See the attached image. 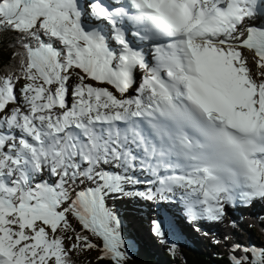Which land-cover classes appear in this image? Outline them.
<instances>
[{
  "label": "snow or ice",
  "instance_id": "1",
  "mask_svg": "<svg viewBox=\"0 0 264 264\" xmlns=\"http://www.w3.org/2000/svg\"><path fill=\"white\" fill-rule=\"evenodd\" d=\"M121 200L264 201V0H0V264H127Z\"/></svg>",
  "mask_w": 264,
  "mask_h": 264
},
{
  "label": "rangeland",
  "instance_id": "2",
  "mask_svg": "<svg viewBox=\"0 0 264 264\" xmlns=\"http://www.w3.org/2000/svg\"><path fill=\"white\" fill-rule=\"evenodd\" d=\"M145 202L147 201L121 200L117 202V208L125 218V221L128 220L132 226L138 230L139 235L148 242L151 249H157L158 251L163 252L170 247V238L175 233L172 229L165 226L166 242H161L160 238L154 235L151 231V221L158 218V216H168L169 218L174 217L176 225L178 226L175 231L181 233L186 239L189 238L194 241V243L203 251L208 250L211 253L228 254L229 248L225 245L224 241L226 236L229 237L227 245H231L233 242H239L245 245L251 244V242L255 243L257 246L264 245V228L262 229L260 226L257 227V225L264 227V201H255L249 207H238L239 213H241V216L244 218L243 223L236 220L239 213L233 215L232 213H235V210H233L234 208H228L227 216L229 217L227 218L229 223L230 221L235 220L237 226L233 231L225 228L229 225L228 223H218V225L220 224L222 227V230L219 232H217L215 223L210 226L207 225L208 223L206 222H201L199 224V231H195L191 224L186 223L183 219H178L180 211L179 208L175 209L176 205L174 204L157 206L155 203ZM140 209L144 211L138 214L137 210ZM252 209L254 211L250 212ZM155 210L156 212L152 213ZM231 215L233 216L231 217ZM224 218H226V216ZM248 236L249 239L247 241ZM214 239L219 240L220 243H213Z\"/></svg>",
  "mask_w": 264,
  "mask_h": 264
},
{
  "label": "trees",
  "instance_id": "3",
  "mask_svg": "<svg viewBox=\"0 0 264 264\" xmlns=\"http://www.w3.org/2000/svg\"><path fill=\"white\" fill-rule=\"evenodd\" d=\"M125 236L134 241L131 259L127 261V264H228L227 253L216 254L208 250L203 251L195 243L186 240L180 233L175 232L172 235L170 247L163 252L151 249L148 242L139 235L138 230L128 220L125 221ZM173 243L176 245L174 253L170 251ZM96 255L95 251L89 252L80 257L78 264H87L89 259L93 264H97L94 259Z\"/></svg>",
  "mask_w": 264,
  "mask_h": 264
},
{
  "label": "bare ground",
  "instance_id": "4",
  "mask_svg": "<svg viewBox=\"0 0 264 264\" xmlns=\"http://www.w3.org/2000/svg\"><path fill=\"white\" fill-rule=\"evenodd\" d=\"M176 208L178 209L177 206L175 207V209H176ZM233 210H235V213H232L233 215H237V214L239 213V208H238V207L234 208ZM179 213H180V212H179ZM243 213H244V212H243ZM229 214H230V213H229ZM233 215H231V217H232ZM237 216H238V218H237L236 220H238L239 222H242V223H243V222H244V218H243V216H241V213H239ZM227 217H229V216L226 215V218L223 219V223H228V224H229V220H228ZM178 219H179V220L183 219V218L181 217L180 214L178 215ZM211 224H214V223H208L207 225H210V226H211ZM215 227H216V229H217V232H219L220 230H222V227L220 226V224L218 225V223H215ZM225 228L234 231V229L231 228L229 225H227ZM188 239H189V238H188ZM248 239H249V238H247V241H248ZM191 241H192V240H191ZM192 242H194V241H192Z\"/></svg>",
  "mask_w": 264,
  "mask_h": 264
}]
</instances>
